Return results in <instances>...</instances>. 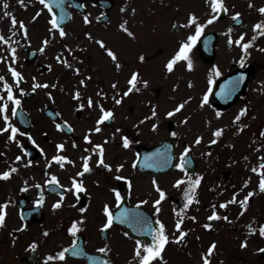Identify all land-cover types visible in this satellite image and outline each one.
<instances>
[{
	"label": "rangeland",
	"instance_id": "1",
	"mask_svg": "<svg viewBox=\"0 0 264 264\" xmlns=\"http://www.w3.org/2000/svg\"><path fill=\"white\" fill-rule=\"evenodd\" d=\"M24 1L27 7L19 5L18 0H11V13L14 15L16 14L15 11L19 12L21 17H26L29 21V27L31 28L27 41H30V44L27 41L26 43L31 51H37L41 46L42 39L49 37V34H47L49 29L47 16L42 12L40 16L33 20L32 17L36 11L42 8L40 6L34 7V0ZM113 1L114 5L108 12L111 17L110 22L104 23L101 18L97 20L96 17L100 16V13H104V10L95 1H89L87 10L92 23L85 26L83 17L81 15L77 16L75 22L70 24L71 33L69 35L59 40L58 34L55 33L54 38L50 39V46L46 48L45 52L40 53L38 58H35L32 63L23 60L24 67H22V71L25 70V76H23L27 79V91L31 90L33 77L38 83L47 82L49 85L55 83L57 86L56 88H38L35 96L26 99V110L33 121L31 131L44 147V153L42 155L43 159L38 157L35 160H38L35 168L31 167L29 170L28 168L24 169V166H19L20 168L12 174L11 179L0 182V203L11 201L6 209L5 226L0 228V264H25L21 263L20 259L31 252L32 249L28 246L33 241L44 253L43 259L34 264H71L66 259L63 261L46 260L47 256L55 255L71 243L74 237L65 232L66 227L70 224L72 218L83 216L77 208H72L71 211V198H64L63 201L66 204L63 208L53 209L52 202H56L57 198L45 195V201L48 200L50 203L44 201V222L27 226L23 231H17L22 224H26L20 219L17 202L22 193L19 187H23L24 181H27L29 187H31L34 186L31 180L34 183H38V178L43 180L40 177L39 170L43 168L45 171L47 160H50L52 153L56 154V150L54 152L55 144L64 142L71 146L70 136L56 131L55 123L43 116V109L54 107L60 113L59 122L65 120L69 124L72 122L79 134L85 133L86 129L94 126V121L99 115L95 104L91 110L84 106L85 110H80L83 112L81 118L77 119V103L72 100L75 90L81 92L80 102L83 103V100L88 97H91L93 101L99 100L103 105L106 106L107 104V109H113L118 118L114 127H103V137L111 138V143L105 149L104 160L112 166V170L108 171L99 166L94 173L87 176L86 180L89 196L87 206L89 208L84 215L86 219L82 223V228L84 229L88 249L93 251L107 245L116 264H130V261L135 264L133 260L135 240L120 235L117 230L112 231L109 243H106L99 236V226L103 222L101 217L102 206L106 200V202L111 200L109 195L112 196V189H117L118 180H120L115 178L117 175H124V180L130 182V188L125 189L122 195L130 196L131 192H134L131 189L133 180L136 194L138 188L141 187L140 194H137L138 196L134 194L133 199L140 201L142 198L148 197L151 192L153 193L151 198L156 197V193L153 189L151 190L150 175L138 173L131 164L135 159V145L139 142L155 145L164 140L171 129L170 125L172 126V124L170 123L175 122L173 126L178 128L180 149L184 145H190L192 150L194 149L193 153L198 163H200L196 176L202 177L201 197H204L205 202L211 203V210L213 205L223 202L227 198V201H230L234 193L237 194L239 200L243 199L249 191H252L254 195L252 200L249 199L243 215H240L241 208L239 204L235 203V208L230 210V223L221 218L214 223L215 225H212L211 229L207 230L202 229L200 222H194L190 218L187 220V216L191 214L195 207V205H189L184 210L185 218L182 228L191 231L190 244H184L182 241L172 243V238L178 233L176 230L169 232L170 245L168 246L167 256L170 261L168 264H202L201 255L207 251L209 244L212 242H215L216 248L211 257L213 263L210 264H264V255L262 252L257 251V249L264 248V237L258 234V226L264 224V192L258 188V175L251 171L253 167L258 165V157L264 150V136H260V132L264 131V95L261 96V90L256 93L253 91L257 85L264 88V51H262L259 44V32L253 31L254 24L257 22L264 23V16L258 12V9L264 6V0H251L253 5L251 8L248 6L249 0H224L228 8L227 16L219 17L212 24L207 25L202 32V35L211 30L218 33L219 40L215 62L221 66L223 72L230 71L232 62L242 58L245 52L241 45L233 43L230 46L228 44L229 35L235 41L243 34L244 38L241 44L251 41L248 52L251 54L250 67L253 69V77L245 94L246 101L238 102L239 104L236 103L225 109L216 108L212 104H204L201 107V102H199L200 94L205 89L209 76L213 72H211V64L204 63L201 59L198 41L191 50L194 52L192 61L197 63V70L193 74H185V80L188 83L191 81L192 86L189 87L188 85L187 89L184 81L185 92L181 95L182 98L173 101L174 97L179 96L169 95V93H172L171 84L170 81L165 84V80V90L168 88L166 90L168 93L163 91V94H159L163 87V78L157 75V73H163L161 64L176 52L179 42L194 31L191 27L179 30L173 29L171 25L186 22L189 13L197 15L201 22L206 20L210 8L205 0ZM122 7L125 9L123 12L121 11ZM0 9L2 10V16L5 11H8V9L3 8L2 2H0ZM132 9H135L134 13ZM235 12L241 13L240 16L245 18L246 22L243 27L232 26V14ZM125 20L129 30L134 33V38L129 37L120 29L119 25ZM229 28H231L230 34L228 32ZM86 32L91 33L94 39L89 40L85 36ZM97 39L104 41L105 47L112 49L118 62L124 65L123 67L119 69L115 67V63L107 56L105 50L95 42ZM69 49L71 50L70 53ZM73 52L75 54L78 52L80 56L72 59L71 53ZM159 52L160 55L155 57ZM58 54H62L63 59L67 60L72 67H65L63 63H58L55 59ZM141 56L144 57L143 61L140 60ZM38 64H42L44 68L50 66L51 71L40 72ZM16 66H18V61H16ZM75 67L79 69L78 74L74 71ZM133 69L139 70L137 83L147 80L148 87L145 88L139 83L137 85L140 88L139 92H135L131 97L124 99L121 105H116L112 99L113 95L116 94L112 84L116 83L122 96L123 91L128 87L127 80ZM154 73L156 77H153ZM88 77L90 79H87ZM176 77L179 79L178 75H174L171 79ZM81 79H85V86L80 85L79 81ZM174 85H177L174 89L179 91L180 82H176L172 86ZM47 92L52 94L53 99L49 100L48 96L45 95ZM98 92H103L107 98L97 95ZM162 95H165L166 98H162ZM186 97H191V100L187 98L188 102L185 104L183 111L176 115L173 121L167 119L165 115L167 110L175 107L178 101H185ZM144 102H148V105ZM244 104L248 106L246 107L247 112L241 117L240 121L234 124L233 118L241 108L245 107ZM153 105L156 106L157 111V116L153 118V122L158 123L157 131L151 130V123L142 124V133H138L137 136L133 133L134 136L130 139L133 143L127 149L122 148L120 146V132H116L118 126L121 128L126 127V130L131 133L128 127H132L141 117L151 115ZM216 112H220L221 115L217 117ZM191 115L193 118L190 120ZM185 116L189 118L188 122L181 124L180 121ZM196 117L199 118L195 119ZM136 125L140 128V123ZM241 125L246 126L237 131ZM0 126H3V124L0 123ZM216 128H222L223 132L220 137L215 138L216 143L211 144L209 141L214 139L212 132ZM82 135L78 137L77 144L81 150L72 152V155L76 158V160H73L76 167L81 165L80 156L84 154L83 150L85 149L81 141ZM116 135L117 138H114ZM196 136H202L203 141L201 144L192 143ZM6 139V136H0V153H3L6 157L0 162V171L11 166L15 156L21 154V150L16 146L17 144L8 142L6 145ZM17 139L22 145L25 142H22L23 136L18 135ZM49 150H53V152ZM65 152L66 150L63 151V153ZM25 163L26 159H23L17 162V165ZM117 165H123L118 173L116 172ZM56 166L57 168L54 166L53 171H58L63 181L69 185L71 167H69L67 173L65 172L66 169ZM222 171L231 172L232 179L230 182L226 183L217 179V175ZM187 175L191 176L190 174ZM184 176L182 172L172 171L158 177L159 184L166 189L169 195L163 206L164 217L162 218L167 219L170 227L177 218L173 209L183 210V204L185 203L183 201L175 205L170 200L171 198L181 197L185 185L184 183L179 188L174 187V180ZM196 176H192V178L195 179ZM47 177L48 175L45 173V178ZM245 180L249 181L247 186H244ZM228 192H230L231 197ZM216 199L220 201H216ZM73 202L75 201L73 200ZM45 204L48 205L45 207ZM209 212V210L202 209L197 213V217L201 222H207L206 215ZM250 222H253L254 226L257 227L256 234L246 233V225ZM41 228L48 233L46 236L41 233ZM245 240L247 246L242 248L240 246L241 242Z\"/></svg>",
	"mask_w": 264,
	"mask_h": 264
},
{
	"label": "snow or ice",
	"instance_id": "2",
	"mask_svg": "<svg viewBox=\"0 0 264 264\" xmlns=\"http://www.w3.org/2000/svg\"><path fill=\"white\" fill-rule=\"evenodd\" d=\"M0 2H2V0H0ZM39 4L42 5L44 10H47L48 14H49V20L48 23L50 25V28L48 29L49 31V37L45 38L42 40L41 42V46L37 49V51L43 53L45 51L46 46L49 44L50 39L54 38V34L58 33V35L63 38L67 35V33L64 30V27L62 26L61 22L64 21L65 19H70L71 18V13L70 12H66L65 10V0H38ZM18 3L21 4L22 7H27V5L24 4V0H18ZM205 3L209 5L210 8V13L208 15V18L206 20H204L203 22H201L200 18L195 15L194 13H189L186 19V22L182 23V24H177V23H173L171 25V27L173 29H180V28H193L194 31L191 34H188L186 36L185 39L181 40L179 42V46L178 49L176 50V52L174 53V55L168 59V61L166 62V64L164 65L165 69L167 72L171 73L174 70V66L179 62V61H185L186 62V68L188 71H192L193 70V61L190 58V52L193 48V46L197 43V41L199 40V38L202 35V32L204 30V28L209 25L212 24L214 21H216L220 15L221 12L223 13H227L228 12V8L224 3V0H205ZM53 6H55L56 8L59 9V15H57V13L53 10ZM250 8L253 7L251 0H249V5ZM76 7L78 8H84L86 7L85 4L80 3L77 4ZM3 8L7 9L8 8V4L6 2H3ZM121 11H125V9L122 7ZM133 13L135 12V9H132ZM258 12L264 16V6H261L258 9ZM41 15V11L38 10L36 11V13L34 14V16L32 17L33 20L36 19V17ZM89 15L90 14H85L83 16V22L85 24H90L92 23V21L89 19ZM241 13L239 12H235L232 14V19L234 21H236L237 23H239V17H240ZM4 16H7L10 18V24L12 25L13 28H15V26L19 23V31L23 32L24 35V39L27 41V29L25 24L23 23V21H17L15 19V17L12 15V13L5 11L4 12ZM104 16V13H100V16L96 17L97 20H99L101 17ZM120 29L126 33L129 37H133L134 38V33L132 31L129 30V28L127 27V21H123L120 25H119ZM9 31L11 32V34L14 36L16 35V32H12V29L10 28ZM253 31L254 32H259L260 34L264 35V23L261 22H257L256 24L253 25ZM229 34L231 33V28L228 29ZM85 36L89 39L92 40L94 39V37L92 36L91 33L86 32ZM244 36L243 34L240 35L239 38H237L235 41H233L231 35H229L228 38V44L231 45L233 43L237 44V45H241L242 49H248L251 41H248L246 43L241 44L242 40H243ZM253 39H255V37H253ZM30 44V41H27ZM101 48H103L107 54L108 57L111 58V60L115 63V67L117 69L120 68V63L117 60V56L116 54L112 51V49L105 47L104 41L97 39L95 41ZM0 43L7 45V51L9 53V56H0V62L4 63L6 66V70L7 72L10 74L11 76V80L12 82L9 83V81L6 79L5 75H0V121L3 122V126H0V134H4V133H8L7 135V139H6V145L8 142H15L17 144V146L21 147L22 153L23 155H17L15 156L14 161L12 162V165L9 166L7 169H5L4 171H0V180H8L11 178L13 173H16L18 171V167L19 166H31V164L33 163L32 160H27L25 164L23 165H17V162H20L23 160L24 156H27L28 153L26 151L23 150V146L20 144V141L17 139V136H27L28 140L31 141L33 144H35V140L32 138V136L26 132H22L20 131V129L18 127H16L11 121L13 118H17L19 117L21 120H23V114H22V109H21V99L20 97L25 95V90L24 88L20 87V84L22 81H24V76L22 75V73L20 71L17 70V68L14 66L16 61H17V50L16 47H13V44H19V41H11L10 39L5 37L3 34H0ZM67 47V46H65ZM0 51H3V49H0ZM262 51H264V49H262ZM71 52V50L69 49V53ZM9 59L11 62H9ZM56 61L58 63H63L65 67H69L71 68L72 65L68 63L67 60L63 59L62 54H58L55 57ZM140 60L143 61L144 57L141 56ZM243 62V60L241 61ZM74 71L78 74L79 73V69H74ZM211 72H213L215 75H219V70L216 69L215 67L213 69H211ZM138 76L139 73L137 72H132L130 78L127 80V84L129 85V87L127 88V90L123 91L122 96L120 95V90L117 89V85L116 83L112 84V88L116 90V94L113 95L112 99L114 101V103L116 105H119L122 103L123 97H127L129 95V93H131L133 90H135L136 92L140 91V88L136 86L137 82H138ZM33 79V84L31 87V91L35 92L38 88L39 89H45L48 87L51 88H56V84L52 83L51 85H49L47 82L45 83H38L35 80V77L32 78ZM87 79H90V77H88ZM242 79V77H241ZM211 79L209 80V83L211 84ZM81 86H85V79H81L79 81ZM139 83L142 84L143 87H148V81L147 80H143V81H139ZM191 81H189V87H191ZM15 90V91H14ZM18 91L19 96L16 95V92ZM230 94V93H229ZM45 95L48 96L49 100L53 99L52 98V94L50 92L45 93ZM97 95L99 96H104L105 98H107L105 96V94L103 92H98ZM73 99L76 100L78 102L77 107L80 109L84 108V103L80 102L81 101V92L79 90H75L73 92ZM188 100H191V97H188ZM188 101L185 100L179 104H177L175 107H173L171 110L167 111L165 113V115L169 118L173 117L176 113L180 112L185 104ZM208 102V94L206 93L203 96V99L201 101V107H203L204 104H206ZM95 104V107L98 109L99 111V115L98 118L95 121V126L89 128L87 130V132L85 133V135L83 136V140L85 141L86 144H91V148H85L84 151L86 153H88L87 155H83L80 157L82 163H81V170L77 171L75 173V177H82L84 176L85 173H90L92 171V168L89 164V161L91 159V156L93 154H95L97 156V159L95 161V164L97 166H102L103 168L107 169L108 171L112 170V166L109 165L108 163L105 162L104 160V147L102 144H92L91 141V134L92 133H100L102 131L101 129V124H103L106 121H110L112 119H114V111L111 108L106 109L103 104L99 101H93V99L91 97L87 98V106L89 108H92L93 105ZM11 105V107H10ZM247 112V108H241L239 110V112L237 113V115L233 118V123L235 124L236 122L240 121L241 117L244 116ZM221 115L220 112H216V116L219 117ZM157 116V111H156V106L153 105L152 109H151V117H156ZM150 119V117L146 116L144 117L143 120L139 121L138 123L142 124L144 123V120H148ZM188 122V117L185 116L180 123L184 124ZM246 125H241L237 131L242 130L243 127H245ZM55 127L57 128V130H63L64 128H67L68 131H73L72 126L68 123V121H63L62 123H56ZM134 128H137V125H133ZM158 129V123H152L151 124V130L152 131H157ZM121 130L119 128L116 129V132H120ZM223 132L222 128H216L215 130H213L212 132V136L214 139L210 140L209 143H216V139L221 136ZM114 135V134H113ZM171 136L175 137L178 135L177 132L172 131L170 133ZM260 136H264V131L260 132ZM202 140V136H196V138L194 139V141L192 143L194 144H199ZM121 141H122V146L124 148H129L130 145L133 143L132 140L129 139V137L127 135H122L121 136ZM104 143H107V138H105ZM37 147H39L37 145ZM72 147L75 148L77 147L76 143L73 142ZM56 148V154L52 155L50 160H47L45 167H51L53 163H55L56 165H58L60 168H64L65 164H69V165H73L75 164V162L73 160H71L68 156L61 154L64 150H65V144L63 142L56 144L55 146ZM191 150V146H185L183 151L179 154V162H177L174 167L181 170L182 172L185 173V176L177 179L175 181L174 186L179 188L182 184L187 183L188 187L184 190L183 192V197L185 199V203L183 204V210H177V209H173L174 214L176 215V220H175V224L174 227L176 229V231L178 232V235H175L172 238V242L174 243H180L185 235L187 234L185 230L182 229V224L184 222V218H185V212L184 210H186L189 205H191L193 202L195 203H199L198 200H195V196H196V188L197 186L200 184L202 177L197 175L195 177V179H193L192 177L187 175L186 172V165L188 163V154ZM41 153H43V149H41ZM3 153H0V156H3ZM147 159V158H146ZM170 159V158H169ZM258 165L256 167H253L251 169L252 172L256 173L259 177V181H258V188L260 191L264 192V157H258ZM167 162V161H165ZM135 163H133V167H135ZM148 167H153L154 165L152 164H148L146 165ZM123 167V165H117L116 166V172L118 173L120 171V169ZM75 177H70V184L69 185H63L60 184L57 176L55 175H51L49 180H45V185L50 186L52 191H55L56 188H60L63 189L62 192H60V199H58L56 202H54L52 204V208L53 209H58L61 207L62 202L64 200V194L66 192H71L72 195L74 197H76L77 199L79 198V194L82 192H85L86 189L84 187V182L83 180H77ZM116 179H125L124 177H121L119 175H117L115 177ZM249 183L248 180L244 181V186H247V184ZM153 187L155 188V191L158 193V198H156L153 201V205L155 207V212L158 214L160 212V205L161 202L166 198V193L164 190H162L157 181L155 179H153L152 181ZM129 186H130V182H129ZM28 183L27 181H24V185L23 187H21L20 191L25 192L28 190ZM36 188H40L41 185L40 184H36L35 185ZM112 192L114 193L115 196V201L117 203V206H119L122 202V200L124 199L120 192L116 191V189H112ZM254 195V193L252 191H249L241 200H237L236 199V194H233V197L230 201L228 202H222L220 203L219 207L221 209L226 208L228 203H238L240 208H241V212L240 215H243V212L246 210L248 202H249V198L252 197ZM44 200V196L43 193L41 192L40 195V199L36 201L37 205H41L43 203ZM9 203H11V201H5L4 203H0V228H3L5 226V219H6V209L9 205ZM147 203V201L145 200H140L137 203V208H139L140 205ZM79 211L81 213L85 212L86 209H84L83 207H81L79 209ZM104 216L106 217L104 223L101 226L100 231H104L106 229H108L114 221V216L112 211L110 210L109 206L107 204L104 205L103 209H102ZM119 216L122 218L121 219V223H138V224H142L143 228L141 229V235L143 236H148L150 237V241H141L140 239H137L135 241V247L133 249V260L135 261V264H152L153 261L155 260H160L161 262H163V256L162 251L165 248V245L169 243V236L166 233V228L165 225L159 220L157 219L155 221V224L158 225V227H152L151 226V222L148 221L146 218L141 217V215L138 212H134L131 211L129 209H124L123 211H121L119 213ZM21 220L24 219L23 215H21ZM193 221L196 219V217H190ZM223 218L225 221H228L229 223L231 221H229L227 216L224 217H220L217 214L216 211V207L215 205L212 206V212L211 215H209L207 217V219L209 221H212L214 219H221ZM83 216H81L79 218V220H73L71 222L70 227L67 229L68 233H70L73 237L76 236L77 231L79 230V225L83 223ZM203 227L205 229H211L213 226L212 224L209 223H205L203 225ZM27 228V225H21V227L19 229H17V231H23ZM246 228L248 229L249 233L251 234H256L257 233V227L254 226L253 222H250L248 225H246ZM45 236L48 234L46 231L43 233ZM258 234L261 237H264V224H260L258 226ZM125 236H127V233H124ZM242 248L247 246V242L242 241L241 245ZM30 249L35 250L37 248V243L35 241H33L32 243L29 244L28 246ZM215 249V242H213L207 249L206 252L202 253L201 255V260H202V264H210V257L211 254L213 253ZM98 253L104 254V256L106 257L108 252L110 251L109 247L107 245L100 247L96 250ZM257 251L264 253V248H260L257 249ZM71 252V254L73 256H77V255H83L84 253L79 250V245L77 244L76 240L73 239L72 244L69 247H65L62 248L60 251H58L54 256L53 255H49L46 257V260L48 261H52V260H65L66 253ZM89 260L93 262V264H111V261L108 259H101L99 257H89ZM130 264H132V262L130 261Z\"/></svg>",
	"mask_w": 264,
	"mask_h": 264
},
{
	"label": "flooded vegetation",
	"instance_id": "3",
	"mask_svg": "<svg viewBox=\"0 0 264 264\" xmlns=\"http://www.w3.org/2000/svg\"><path fill=\"white\" fill-rule=\"evenodd\" d=\"M4 2H6L8 4V8H10V1L11 0H3ZM4 24V20L0 19V27H2ZM16 35H20L21 36V31H16ZM17 41V40H16ZM22 43H23V39L20 38L19 40V44L18 46L16 47V49H18V58L21 59L24 58L27 60L28 57H27V54L29 53L28 52V48L27 46H22ZM8 46H4L3 47V52H1V54H5L6 53V50H7ZM8 55V54H7ZM31 55V54H30ZM246 100V97H244L243 101Z\"/></svg>",
	"mask_w": 264,
	"mask_h": 264
}]
</instances>
